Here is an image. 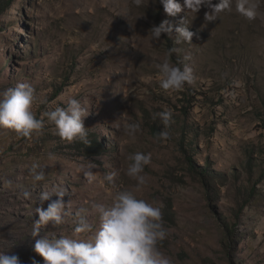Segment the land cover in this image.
I'll return each instance as SVG.
<instances>
[{"label": "rangeland", "instance_id": "1", "mask_svg": "<svg viewBox=\"0 0 264 264\" xmlns=\"http://www.w3.org/2000/svg\"><path fill=\"white\" fill-rule=\"evenodd\" d=\"M177 2L175 17L159 0L139 8L132 0H10L0 11V98L31 84L33 112L45 121L31 138L0 128V251L43 264L36 239H90L93 205H110L126 190L160 207L168 235L159 248L171 264H264V0L253 20L233 0L215 21L205 19L208 6L191 13ZM162 21L172 32L152 42L150 29ZM181 26L194 33L190 44L175 42ZM170 49L172 65L192 69L181 91L160 87L157 65ZM72 98L89 113L88 145L61 139L43 115ZM161 112L171 113L168 126ZM130 123L140 125L135 140L125 132ZM161 131L166 141L157 139ZM137 152L151 155L139 191L126 174ZM90 163L88 178L80 169ZM33 164L43 181L33 180ZM57 186L68 191V215L33 237L36 207L57 199L40 204L39 195ZM80 209L93 232H74Z\"/></svg>", "mask_w": 264, "mask_h": 264}, {"label": "clouds", "instance_id": "2", "mask_svg": "<svg viewBox=\"0 0 264 264\" xmlns=\"http://www.w3.org/2000/svg\"><path fill=\"white\" fill-rule=\"evenodd\" d=\"M132 3L139 8L143 0H132ZM159 3L170 17H175L183 10L177 0H159ZM232 4L233 0H218L214 5L212 0H184L183 8L196 13L202 5H206L211 8V13H205V19L215 21L220 13L231 11ZM259 7L260 0H235L236 11L248 20L257 17ZM150 30L151 41L156 42L160 40L162 33L172 32V25L162 21ZM175 32L177 44H190L194 35L185 26L175 28ZM172 51L170 49L165 59L157 65L161 77L160 87L165 91H181L186 84L193 82L192 69L187 65L183 68L172 65L170 62ZM34 101L35 89L29 83H20L7 90L0 98V128L11 129L23 138H31L34 133L40 132L45 121L38 119L34 114ZM88 114L81 102L72 98L65 107H56L43 115L54 125L55 133L61 139L68 142L79 140L88 145L90 141L83 124V118ZM158 116L165 126L169 125L170 112H161ZM139 131L138 123H130L125 129L126 135L132 140H135ZM168 138L167 131L158 133V140L166 141ZM129 160L131 163L126 174L137 182L135 188L139 191L146 184L143 173L145 166L151 163V155L137 152L129 156ZM93 167L95 165L90 163L87 169L82 167L80 171L91 178ZM31 172L34 181L45 179L44 170L39 164H33ZM105 179L111 183L113 174H107ZM67 192L65 187L57 186L51 192L40 193L38 198L40 204L49 201L53 195L57 199L48 203L46 209L36 207L38 219L34 221L33 237L39 235L42 226L51 224L55 227L64 222L68 212L62 198ZM93 209L98 226L90 239L69 236L52 238L46 235L35 240L33 250L43 258V264H171V260L159 248L168 235L160 207L138 199L132 191L125 190L118 192L110 205L95 203ZM74 232L77 234L93 232V225L87 219L86 209L79 210ZM0 264H21V261L17 255H8L0 251ZM31 264L40 262L33 258Z\"/></svg>", "mask_w": 264, "mask_h": 264}, {"label": "trees", "instance_id": "3", "mask_svg": "<svg viewBox=\"0 0 264 264\" xmlns=\"http://www.w3.org/2000/svg\"><path fill=\"white\" fill-rule=\"evenodd\" d=\"M9 2H10V0H7L6 3H3L2 0H0V7H1L0 11H3L5 8H7ZM54 93H58V88H55ZM249 161H251V159H249ZM194 169H196L197 171H199L201 173H206V168L194 167ZM166 210H167L166 214L168 215V217H170V215H172L171 205L167 206Z\"/></svg>", "mask_w": 264, "mask_h": 264}]
</instances>
